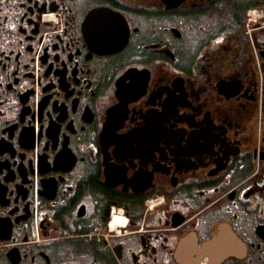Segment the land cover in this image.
<instances>
[{
  "label": "flooded vegetation",
  "instance_id": "flooded-vegetation-1",
  "mask_svg": "<svg viewBox=\"0 0 264 264\" xmlns=\"http://www.w3.org/2000/svg\"><path fill=\"white\" fill-rule=\"evenodd\" d=\"M0 264H264V0H0Z\"/></svg>",
  "mask_w": 264,
  "mask_h": 264
},
{
  "label": "built area",
  "instance_id": "built-area-1",
  "mask_svg": "<svg viewBox=\"0 0 264 264\" xmlns=\"http://www.w3.org/2000/svg\"><path fill=\"white\" fill-rule=\"evenodd\" d=\"M46 19H48V20L52 21V23H54V24H56V23H57L56 19H54V18H51V19H49V18H46Z\"/></svg>",
  "mask_w": 264,
  "mask_h": 264
}]
</instances>
